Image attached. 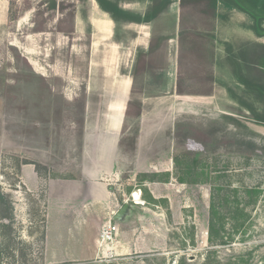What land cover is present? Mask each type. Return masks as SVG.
I'll return each mask as SVG.
<instances>
[{"label": "rangeland", "instance_id": "obj_1", "mask_svg": "<svg viewBox=\"0 0 264 264\" xmlns=\"http://www.w3.org/2000/svg\"><path fill=\"white\" fill-rule=\"evenodd\" d=\"M223 2L219 12H247L240 9L247 7L245 0ZM228 2L235 8H228ZM108 3L111 11L113 4ZM259 3L257 17L264 18V0ZM91 4L88 0H0V194L8 195L13 215L12 231L0 234V264H46L45 189L28 193L20 185L18 171L25 160L18 152L52 158L57 171L40 165L39 173L47 177L66 174L58 171L66 157L70 165L78 166L75 142L87 98L88 40L82 14ZM180 5L181 21L200 28L195 34L201 37L181 47L178 88L199 93L201 101L194 104L199 110H177L182 99H171L169 142L151 143L156 151L171 152V173L131 179L127 172L131 160L120 149L115 161V167L124 171L121 186H115L120 206L128 202L135 215L145 216L132 224L137 235L152 239L153 249L126 257L107 253L100 238L104 223H99L97 231L89 234L96 237L100 253L91 260L63 264H264V44L259 50L250 49V62H237L239 72L233 78L227 77L223 66L218 75L222 88L213 84L211 110L207 96L212 79L216 81L215 50L212 61L205 32L214 22L216 9L211 0H180ZM123 16L115 9L116 18ZM233 22H240L239 17ZM219 54L224 63V52ZM147 65L150 85L161 64L153 59ZM140 97L132 95L124 113L125 119H133L127 129L132 138L137 134ZM102 99L109 101L111 95ZM98 101V96H92L91 105ZM90 113L94 118L100 112ZM151 121L167 122L165 115ZM135 161L161 160L138 157ZM84 167L94 165L89 161ZM143 184L158 197L154 204L142 195ZM133 193L150 204L134 205Z\"/></svg>", "mask_w": 264, "mask_h": 264}, {"label": "crops", "instance_id": "obj_2", "mask_svg": "<svg viewBox=\"0 0 264 264\" xmlns=\"http://www.w3.org/2000/svg\"><path fill=\"white\" fill-rule=\"evenodd\" d=\"M88 1L92 4L82 14L86 22L83 30L86 34L83 35H87L88 40L87 98L81 134L75 142L78 144V166L70 165L66 157L64 166L58 170H65L63 177L43 176L33 164H22L18 171L19 183L25 191L35 193L42 187L45 189L43 255L46 264L78 263L91 260L100 253L96 237L89 232L97 231L99 223L106 224L112 220L113 214L121 207L119 195L115 193V186H121L124 174L123 169L115 167L118 149L131 160L127 170L131 179L139 174L171 173V152L156 151L150 147L151 143L169 142V116L173 109L171 99L180 97L182 101L176 109L183 111L199 110L194 104L201 101L199 93L180 91L178 88L181 47H186L192 38L201 37L195 34L201 31L200 28L181 21L180 0H100L103 4L112 3L114 8L124 14L116 19L101 9L97 0ZM245 2V13L235 9L219 12V5L225 6V3L217 0L214 22L205 32L208 34L205 38L209 40L212 61L213 48L215 50L213 77L216 81L213 83L212 79L207 96L211 110L213 84L217 89L221 87L218 75L223 66L227 77L233 78V61L250 62L247 58L250 49L255 47L259 50L264 44V18L257 17L261 12V0ZM230 6L228 8H235L232 4ZM248 8L256 11L252 12L253 9L250 11ZM236 16L240 22H233ZM221 52H224V63L219 60ZM153 59L160 61L161 65L154 82L147 85L150 77L146 64H150ZM139 63H143L141 69ZM134 94L141 97L137 106L139 115L135 119L137 134L132 138L127 129L131 127L133 119H125L124 113L128 100ZM147 94H157L159 97L152 100ZM106 95H111V100L102 99ZM92 96L99 97L97 104L91 105ZM92 110L100 113L91 118ZM105 111L114 114L106 116ZM157 115H165L167 122L151 124V119ZM129 143L133 147L126 145ZM18 157L46 167L47 170L57 171L53 159L46 154L34 153L29 156L19 151ZM138 157L145 160L158 158L161 161L138 164L135 161ZM89 161L94 165L91 169L84 167ZM142 188L158 200L147 184H143ZM131 198L134 205L149 204L144 199L141 202L139 193H133ZM136 212L134 208L126 222L117 224L115 242L109 246V252L117 257L147 254L153 249V241L148 239L149 236L137 235L132 223L135 219L141 221L145 216L135 215Z\"/></svg>", "mask_w": 264, "mask_h": 264}, {"label": "trees", "instance_id": "obj_3", "mask_svg": "<svg viewBox=\"0 0 264 264\" xmlns=\"http://www.w3.org/2000/svg\"><path fill=\"white\" fill-rule=\"evenodd\" d=\"M99 2V5L101 7V9H103L104 11L108 12L111 14V16L116 19L115 17V9L114 5H112V10L109 11L108 10V5L103 4L100 0H97ZM212 1V6L214 9H216V5H217V0H211ZM109 4V3H108ZM54 6V5H53ZM242 7V6H241ZM114 9V10H113ZM240 9H244L246 10L244 7L240 8ZM236 66H238V64H236ZM264 91V90H263ZM22 164H33L37 170V172H39L40 168H42L39 164L36 163H31L28 161H22ZM21 164V165H22ZM142 195L144 196L145 194H147V196H149L150 202H153V204L155 203V199H153L146 191V189L142 188ZM7 198L6 201V205H4V199ZM144 200H147L146 198H143ZM147 202L150 204V202L147 200ZM11 202L10 199L8 197V195L6 194H0V234L2 233V231H5L7 233H10L12 231V227H13V215H12V208H11Z\"/></svg>", "mask_w": 264, "mask_h": 264}, {"label": "built area", "instance_id": "obj_4", "mask_svg": "<svg viewBox=\"0 0 264 264\" xmlns=\"http://www.w3.org/2000/svg\"><path fill=\"white\" fill-rule=\"evenodd\" d=\"M118 233V226L112 220H109L106 224L103 225L100 238L101 243L104 245V251L109 252V246L113 244Z\"/></svg>", "mask_w": 264, "mask_h": 264}, {"label": "water", "instance_id": "obj_5", "mask_svg": "<svg viewBox=\"0 0 264 264\" xmlns=\"http://www.w3.org/2000/svg\"><path fill=\"white\" fill-rule=\"evenodd\" d=\"M137 203V202H135ZM134 206L128 202H124L121 207L113 214L112 221L116 224L124 223L132 216Z\"/></svg>", "mask_w": 264, "mask_h": 264}, {"label": "flooded vegetation", "instance_id": "obj_6", "mask_svg": "<svg viewBox=\"0 0 264 264\" xmlns=\"http://www.w3.org/2000/svg\"><path fill=\"white\" fill-rule=\"evenodd\" d=\"M235 63V64H234ZM233 66H234V72H239V64L237 63V61H234ZM236 64H238V66H236Z\"/></svg>", "mask_w": 264, "mask_h": 264}, {"label": "bare ground", "instance_id": "obj_7", "mask_svg": "<svg viewBox=\"0 0 264 264\" xmlns=\"http://www.w3.org/2000/svg\"><path fill=\"white\" fill-rule=\"evenodd\" d=\"M137 202H139L138 204H141L140 201H137Z\"/></svg>", "mask_w": 264, "mask_h": 264}]
</instances>
